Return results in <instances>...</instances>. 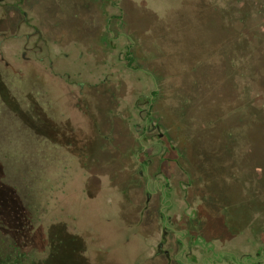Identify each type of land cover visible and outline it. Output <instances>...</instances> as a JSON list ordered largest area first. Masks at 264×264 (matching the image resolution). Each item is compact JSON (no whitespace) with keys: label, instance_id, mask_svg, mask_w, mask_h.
I'll return each instance as SVG.
<instances>
[{"label":"rangeland","instance_id":"374dc122","mask_svg":"<svg viewBox=\"0 0 264 264\" xmlns=\"http://www.w3.org/2000/svg\"><path fill=\"white\" fill-rule=\"evenodd\" d=\"M119 4L135 41L128 66L110 68L109 52L80 66L84 49L68 45L63 68L32 58L8 67L0 49V167L6 206L20 219L15 264H151L134 234L140 194L129 183L135 100L155 86L156 120L183 148L208 230L264 237V0ZM83 14L71 38L98 46L96 15Z\"/></svg>","mask_w":264,"mask_h":264},{"label":"flooded vegetation","instance_id":"af4514ba","mask_svg":"<svg viewBox=\"0 0 264 264\" xmlns=\"http://www.w3.org/2000/svg\"><path fill=\"white\" fill-rule=\"evenodd\" d=\"M76 1L67 7L59 0H0V49L6 48L2 52V58L5 54L9 59L6 65L19 66L32 58L48 69H60L63 61L67 63L62 59L70 58L65 53L71 45L84 49L76 61L80 66L94 57L108 58V52L110 68L116 63L128 66L135 41L126 30L120 0ZM86 11L94 13L98 22L95 47L81 46L71 38L77 22L85 21ZM103 46L109 51L105 53ZM72 83L85 88L78 79ZM159 100L158 86L135 100L140 122L134 125L138 138L132 162L138 172L129 185L140 194L132 207L138 230L134 234L143 240V256L151 264H264V237L222 239L211 223L213 230H208L204 201L184 161L183 148L156 120ZM127 194L128 190L123 192L124 197Z\"/></svg>","mask_w":264,"mask_h":264},{"label":"trees","instance_id":"16d2710c","mask_svg":"<svg viewBox=\"0 0 264 264\" xmlns=\"http://www.w3.org/2000/svg\"><path fill=\"white\" fill-rule=\"evenodd\" d=\"M8 178L3 174L2 168L0 167V257L8 256L9 258H2L0 264H15L19 263L22 257V248L20 244L21 232H18L17 225H19L20 219H18L16 207L9 209L6 206V195L8 191ZM14 200L20 199V190L13 189ZM14 221V222H13ZM12 229L10 225H13Z\"/></svg>","mask_w":264,"mask_h":264}]
</instances>
